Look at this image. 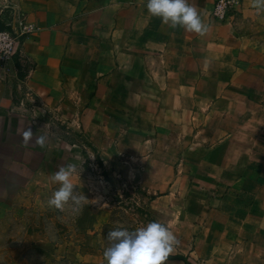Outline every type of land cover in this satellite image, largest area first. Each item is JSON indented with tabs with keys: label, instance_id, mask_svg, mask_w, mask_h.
<instances>
[{
	"label": "crops",
	"instance_id": "crops-1",
	"mask_svg": "<svg viewBox=\"0 0 264 264\" xmlns=\"http://www.w3.org/2000/svg\"><path fill=\"white\" fill-rule=\"evenodd\" d=\"M214 1L189 0L208 26L199 34L147 0H17L31 67L0 78V141L44 135L34 150L44 167L76 165L93 226L109 213L86 167L115 189L135 184L178 238L166 264H264V33L245 0L234 24L211 20Z\"/></svg>",
	"mask_w": 264,
	"mask_h": 264
},
{
	"label": "rangeland",
	"instance_id": "rangeland-1",
	"mask_svg": "<svg viewBox=\"0 0 264 264\" xmlns=\"http://www.w3.org/2000/svg\"><path fill=\"white\" fill-rule=\"evenodd\" d=\"M244 7L253 16L257 33H264V10L258 12L254 0H245ZM248 121L243 118L241 125L248 128ZM37 137L32 136L25 144L23 136L14 130L0 141V264H107L103 250L109 243L107 236L111 229L131 230L154 220L141 190L125 180L119 189L113 188L103 170L93 163L86 169L90 170L91 179L101 181L107 190L103 208L109 213L108 221L93 226L95 213L84 204L75 214L68 205L63 210L50 207L47 201L59 187L53 175L60 168V160L51 157L44 167L45 152L34 150ZM224 137L229 138L222 136L221 142ZM213 139V143L218 140ZM241 141L255 140L242 134ZM257 143V153L262 158L264 142L260 134ZM23 147L31 149L30 152Z\"/></svg>",
	"mask_w": 264,
	"mask_h": 264
},
{
	"label": "clouds",
	"instance_id": "clouds-1",
	"mask_svg": "<svg viewBox=\"0 0 264 264\" xmlns=\"http://www.w3.org/2000/svg\"><path fill=\"white\" fill-rule=\"evenodd\" d=\"M254 6L258 12L264 10V0H254ZM146 7L152 16L160 17L172 28L180 26L199 34L208 30L201 12L189 0H147ZM22 136L26 144L33 136L32 129H25ZM45 142L44 135L36 139L41 147ZM75 169V164H68L54 173L53 179L59 187L47 201L50 207L63 210L68 205L74 214L82 210L86 196L74 191L76 184L71 177ZM107 241L109 243L103 250L107 264H166L179 243L174 232L158 220L131 230L127 227L111 229Z\"/></svg>",
	"mask_w": 264,
	"mask_h": 264
},
{
	"label": "built area",
	"instance_id": "built-area-1",
	"mask_svg": "<svg viewBox=\"0 0 264 264\" xmlns=\"http://www.w3.org/2000/svg\"><path fill=\"white\" fill-rule=\"evenodd\" d=\"M241 7V0H215L208 17L219 23L234 24ZM27 32L17 0H0V78L18 67H31L28 59L22 55V41Z\"/></svg>",
	"mask_w": 264,
	"mask_h": 264
},
{
	"label": "trees",
	"instance_id": "trees-1",
	"mask_svg": "<svg viewBox=\"0 0 264 264\" xmlns=\"http://www.w3.org/2000/svg\"><path fill=\"white\" fill-rule=\"evenodd\" d=\"M171 258H174V257H171ZM175 258L184 261L185 264H191L190 262L187 261L186 258H183V257H175Z\"/></svg>",
	"mask_w": 264,
	"mask_h": 264
}]
</instances>
